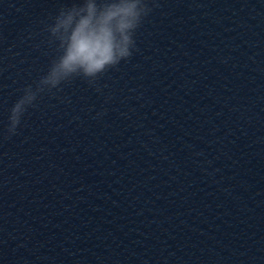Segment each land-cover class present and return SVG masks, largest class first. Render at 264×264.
Here are the masks:
<instances>
[{"label":"water","instance_id":"water-1","mask_svg":"<svg viewBox=\"0 0 264 264\" xmlns=\"http://www.w3.org/2000/svg\"><path fill=\"white\" fill-rule=\"evenodd\" d=\"M69 2L0 0V211L31 258L264 264V0H159L128 61L6 139Z\"/></svg>","mask_w":264,"mask_h":264},{"label":"clouds","instance_id":"clouds-1","mask_svg":"<svg viewBox=\"0 0 264 264\" xmlns=\"http://www.w3.org/2000/svg\"><path fill=\"white\" fill-rule=\"evenodd\" d=\"M159 6V0H70L62 4L44 29L56 55L44 74L20 90L22 94L9 111L5 138L18 134L25 114L38 106L44 94L55 95L77 77L96 85L105 72L128 61L138 50L137 30Z\"/></svg>","mask_w":264,"mask_h":264}]
</instances>
